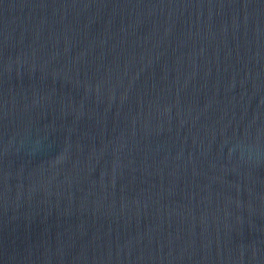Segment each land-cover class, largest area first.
Returning <instances> with one entry per match:
<instances>
[{"label": "water", "instance_id": "95a60500", "mask_svg": "<svg viewBox=\"0 0 264 264\" xmlns=\"http://www.w3.org/2000/svg\"><path fill=\"white\" fill-rule=\"evenodd\" d=\"M0 264H264V0H0Z\"/></svg>", "mask_w": 264, "mask_h": 264}]
</instances>
